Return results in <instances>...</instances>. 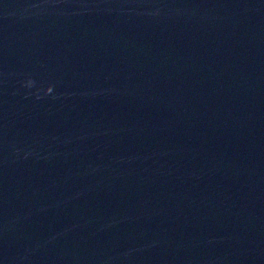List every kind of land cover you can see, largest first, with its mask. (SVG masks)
Here are the masks:
<instances>
[{
	"label": "water",
	"instance_id": "1",
	"mask_svg": "<svg viewBox=\"0 0 264 264\" xmlns=\"http://www.w3.org/2000/svg\"><path fill=\"white\" fill-rule=\"evenodd\" d=\"M0 264H264V0H0Z\"/></svg>",
	"mask_w": 264,
	"mask_h": 264
},
{
	"label": "clouds",
	"instance_id": "2",
	"mask_svg": "<svg viewBox=\"0 0 264 264\" xmlns=\"http://www.w3.org/2000/svg\"><path fill=\"white\" fill-rule=\"evenodd\" d=\"M32 85H33V81L31 80V79H29L27 82H26V87H32ZM53 93V91L51 92V93H47V94H45V95H49V94H52Z\"/></svg>",
	"mask_w": 264,
	"mask_h": 264
}]
</instances>
